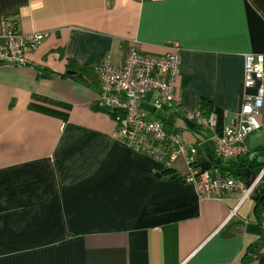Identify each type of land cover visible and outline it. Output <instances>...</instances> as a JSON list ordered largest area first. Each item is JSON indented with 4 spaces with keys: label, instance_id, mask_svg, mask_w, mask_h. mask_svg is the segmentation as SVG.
Segmentation results:
<instances>
[{
    "label": "crops",
    "instance_id": "1",
    "mask_svg": "<svg viewBox=\"0 0 264 264\" xmlns=\"http://www.w3.org/2000/svg\"><path fill=\"white\" fill-rule=\"evenodd\" d=\"M4 17L49 36L26 67L0 65V264H264V127L217 161L183 118L208 102L217 134L232 124L244 55H264V0H0V32ZM134 40L154 56L180 44V104L156 116L196 148L193 168L251 188L242 203L199 198L182 158L167 170L116 138L97 71Z\"/></svg>",
    "mask_w": 264,
    "mask_h": 264
},
{
    "label": "built area",
    "instance_id": "2",
    "mask_svg": "<svg viewBox=\"0 0 264 264\" xmlns=\"http://www.w3.org/2000/svg\"><path fill=\"white\" fill-rule=\"evenodd\" d=\"M14 19L4 17L0 32V65L26 67L28 53L40 47L49 36L46 31L21 33ZM137 42H131L123 65L114 66L105 60L98 67L100 91L98 101L110 108L115 123V136L122 145L146 155L171 170L182 158L187 166L184 181L194 187L201 199L221 200L223 192H241L239 203L251 188L243 189L241 181L231 175L200 171L192 167L196 148L188 147L177 134H169L156 114L176 110L180 104L177 85L180 75L181 47L173 42L161 56L144 55ZM242 81V102L233 115L231 125L221 135L215 132L216 118L212 111L203 114L195 109L184 113L185 120L211 133L212 153L216 159L231 161L247 151V136L264 123L259 113L264 109V55L245 54ZM264 173V171H262ZM260 224L264 227V211ZM233 213V212H232ZM230 213V217L233 215Z\"/></svg>",
    "mask_w": 264,
    "mask_h": 264
},
{
    "label": "trees",
    "instance_id": "3",
    "mask_svg": "<svg viewBox=\"0 0 264 264\" xmlns=\"http://www.w3.org/2000/svg\"><path fill=\"white\" fill-rule=\"evenodd\" d=\"M200 111H202L203 114H208L211 111V104L208 102H203ZM217 161H220L219 159H216ZM258 218H259V223H260V214L262 213L261 211H264V207H260L257 210Z\"/></svg>",
    "mask_w": 264,
    "mask_h": 264
},
{
    "label": "water",
    "instance_id": "4",
    "mask_svg": "<svg viewBox=\"0 0 264 264\" xmlns=\"http://www.w3.org/2000/svg\"><path fill=\"white\" fill-rule=\"evenodd\" d=\"M70 74H71V76H74V77H76L79 80H84L82 74H80V73H76L75 71L68 70L67 71V75H70ZM173 178H174V176H173Z\"/></svg>",
    "mask_w": 264,
    "mask_h": 264
},
{
    "label": "rangeland",
    "instance_id": "5",
    "mask_svg": "<svg viewBox=\"0 0 264 264\" xmlns=\"http://www.w3.org/2000/svg\"><path fill=\"white\" fill-rule=\"evenodd\" d=\"M158 113H160V111Z\"/></svg>",
    "mask_w": 264,
    "mask_h": 264
}]
</instances>
